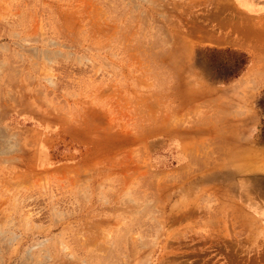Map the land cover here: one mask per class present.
<instances>
[{"label": "rangeland", "instance_id": "1", "mask_svg": "<svg viewBox=\"0 0 264 264\" xmlns=\"http://www.w3.org/2000/svg\"><path fill=\"white\" fill-rule=\"evenodd\" d=\"M263 91L264 0H0V264H264Z\"/></svg>", "mask_w": 264, "mask_h": 264}, {"label": "trees", "instance_id": "2", "mask_svg": "<svg viewBox=\"0 0 264 264\" xmlns=\"http://www.w3.org/2000/svg\"><path fill=\"white\" fill-rule=\"evenodd\" d=\"M222 60L218 66L214 67V72L209 76L216 77V82L228 83L238 78L248 65L249 58L244 52L233 49L204 48L198 52V59ZM210 77V78H211ZM257 108L260 110L262 119L258 131V141L264 146V91L257 101Z\"/></svg>", "mask_w": 264, "mask_h": 264}, {"label": "bare ground", "instance_id": "3", "mask_svg": "<svg viewBox=\"0 0 264 264\" xmlns=\"http://www.w3.org/2000/svg\"><path fill=\"white\" fill-rule=\"evenodd\" d=\"M209 107V106H208Z\"/></svg>", "mask_w": 264, "mask_h": 264}]
</instances>
